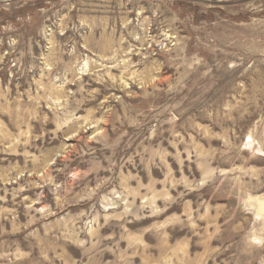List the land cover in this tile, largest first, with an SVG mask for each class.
Wrapping results in <instances>:
<instances>
[{
  "label": "rangeland",
  "instance_id": "rangeland-1",
  "mask_svg": "<svg viewBox=\"0 0 264 264\" xmlns=\"http://www.w3.org/2000/svg\"><path fill=\"white\" fill-rule=\"evenodd\" d=\"M258 197L264 0H0V264H264Z\"/></svg>",
  "mask_w": 264,
  "mask_h": 264
},
{
  "label": "bare ground",
  "instance_id": "bare-ground-1",
  "mask_svg": "<svg viewBox=\"0 0 264 264\" xmlns=\"http://www.w3.org/2000/svg\"><path fill=\"white\" fill-rule=\"evenodd\" d=\"M253 203H254V205H257L258 206V209L259 210L264 211V201H263V199L261 197L255 198L254 201H253Z\"/></svg>",
  "mask_w": 264,
  "mask_h": 264
}]
</instances>
